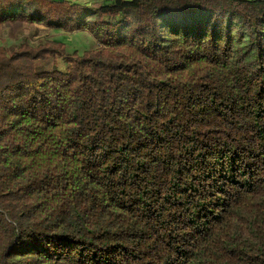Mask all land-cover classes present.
I'll return each mask as SVG.
<instances>
[{
    "label": "trees",
    "instance_id": "16d2710c",
    "mask_svg": "<svg viewBox=\"0 0 264 264\" xmlns=\"http://www.w3.org/2000/svg\"><path fill=\"white\" fill-rule=\"evenodd\" d=\"M17 20L95 42L0 50V264H264V0H0Z\"/></svg>",
    "mask_w": 264,
    "mask_h": 264
},
{
    "label": "rangeland",
    "instance_id": "374dc122",
    "mask_svg": "<svg viewBox=\"0 0 264 264\" xmlns=\"http://www.w3.org/2000/svg\"><path fill=\"white\" fill-rule=\"evenodd\" d=\"M162 31L161 33L165 38H169L170 31L172 30L171 23L165 21L162 23ZM209 24H213L209 19H197L192 20V22L180 23L178 22L175 24V30L178 33H182L183 29H188V31L193 30L196 28V31L203 30ZM69 38L68 42L69 45L67 49L71 51L72 49L76 48L78 50L84 49V47H92L95 39L87 30H79L73 32H61L60 30H51L50 28H46L44 25L37 24V23H28L25 21H16V22H1L0 24V50L2 48H9L11 46H16L18 43L22 41H27L31 45L36 44L39 41H46V40H60L64 38ZM246 40V39H245ZM92 43V46H91ZM95 48V47H93ZM54 64H57L59 69H66L67 63H65L62 59H55L52 58L44 61H38L37 67L38 69H50L53 67Z\"/></svg>",
    "mask_w": 264,
    "mask_h": 264
},
{
    "label": "crops",
    "instance_id": "0c3cea01",
    "mask_svg": "<svg viewBox=\"0 0 264 264\" xmlns=\"http://www.w3.org/2000/svg\"><path fill=\"white\" fill-rule=\"evenodd\" d=\"M57 1H64V0H57ZM66 1H68V2H70V3H77V4H88V5H90L91 3H94V2H96V1H98V2H102V3H109L111 0H66ZM51 30H55V29H52V28H50ZM58 31V30H57ZM61 31V30H60ZM61 32H63V31H61ZM65 33V32H64ZM66 38V37H65ZM64 38V39H65ZM91 46H92V43H91Z\"/></svg>",
    "mask_w": 264,
    "mask_h": 264
}]
</instances>
